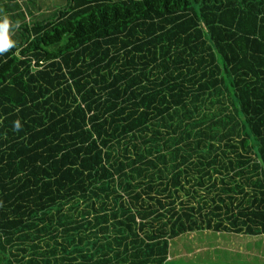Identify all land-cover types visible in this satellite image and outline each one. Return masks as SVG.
I'll return each instance as SVG.
<instances>
[{"label": "trees", "instance_id": "16d2710c", "mask_svg": "<svg viewBox=\"0 0 264 264\" xmlns=\"http://www.w3.org/2000/svg\"><path fill=\"white\" fill-rule=\"evenodd\" d=\"M66 1L23 22L0 0V264L264 236V0Z\"/></svg>", "mask_w": 264, "mask_h": 264}, {"label": "rangeland", "instance_id": "374dc122", "mask_svg": "<svg viewBox=\"0 0 264 264\" xmlns=\"http://www.w3.org/2000/svg\"><path fill=\"white\" fill-rule=\"evenodd\" d=\"M7 1L17 11L14 19L23 22L52 19L67 5L66 0ZM7 18L11 19V16ZM168 260L176 261L175 264H264V236H238L210 231L186 233L172 240Z\"/></svg>", "mask_w": 264, "mask_h": 264}, {"label": "clouds", "instance_id": "9594fccd", "mask_svg": "<svg viewBox=\"0 0 264 264\" xmlns=\"http://www.w3.org/2000/svg\"><path fill=\"white\" fill-rule=\"evenodd\" d=\"M9 28V22L7 19L0 22V53L6 52L8 49L14 46L13 42H11L8 38L7 32ZM15 127L19 129L20 125L17 122Z\"/></svg>", "mask_w": 264, "mask_h": 264}, {"label": "crops", "instance_id": "0c3cea01", "mask_svg": "<svg viewBox=\"0 0 264 264\" xmlns=\"http://www.w3.org/2000/svg\"><path fill=\"white\" fill-rule=\"evenodd\" d=\"M66 3H67V1H66Z\"/></svg>", "mask_w": 264, "mask_h": 264}]
</instances>
